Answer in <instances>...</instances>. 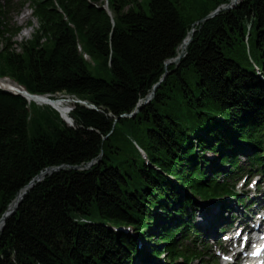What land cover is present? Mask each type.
Returning <instances> with one entry per match:
<instances>
[{
    "label": "trees",
    "instance_id": "16d2710c",
    "mask_svg": "<svg viewBox=\"0 0 264 264\" xmlns=\"http://www.w3.org/2000/svg\"><path fill=\"white\" fill-rule=\"evenodd\" d=\"M230 2L108 0V11L101 0H30L39 26L18 51L12 1L0 0V80L96 106L73 103L69 124L0 87V219L35 176L63 166L5 220L0 264H135L144 238L149 256L206 260L196 197L242 203L231 179L264 175V0L194 25ZM192 29L185 56L166 66Z\"/></svg>",
    "mask_w": 264,
    "mask_h": 264
},
{
    "label": "rangeland",
    "instance_id": "374dc122",
    "mask_svg": "<svg viewBox=\"0 0 264 264\" xmlns=\"http://www.w3.org/2000/svg\"><path fill=\"white\" fill-rule=\"evenodd\" d=\"M2 1H5V0H2ZM9 1H12V4L9 7L10 13L8 14V19L12 25H15L18 27V30L14 34L12 40L16 41L18 43L15 46L17 47L18 51H21L22 48L20 46V43H22L26 40H29L33 37V34H34L35 30L38 28L39 23H38V20L33 16V9L31 8L30 0H9ZM104 1L106 2L105 6H108V0H101V2H104ZM230 3H232V0ZM230 3L224 4L222 6H227ZM146 6L147 5L145 4V7ZM24 12L26 13L25 14L26 16L24 18H22V16L24 15ZM27 27H31L32 31L30 32V34H28L26 36H22L21 31ZM178 52H179V50H178ZM90 69L95 75L105 76L107 78H110V73L108 70H105V69L98 70L95 68L93 63L90 64ZM56 98L62 99L63 101H65L66 105L69 108L72 107L73 103H75V101L77 100L76 97L67 95L65 93H58ZM40 105H44V104H40ZM233 153H237V150H234ZM207 156L210 158H214L213 154L210 152H207ZM240 161L245 162L243 155H241ZM200 162L202 163V158L200 159ZM202 165L204 166L205 164L202 163ZM229 167H230V165L226 164L222 167V169L224 171H227V170H229ZM205 169H206V171L209 172L211 169V166L206 165ZM239 177H240V179L237 182L236 189L239 191V193L242 196H244V200L242 201V203L238 202L237 200H235L233 197H230V196L227 198H224V199L214 198V199H210V200H206V201H203L201 198L196 197V202H197L198 206H195V214L193 215L192 220H193L194 224L196 225V227L198 228V230H199L198 233L201 236H199V237L195 236V237H197L195 239L198 240L199 243H207L208 249L205 251L207 254L204 255V260L205 259L206 260L204 262H201L199 260L193 261V262H185V261L179 260L175 263H171V262H169V260L167 258H165V254H164V255L158 256V257H160L159 260L162 263H165V264H223L224 263L223 248L226 249V246L229 243V241L225 239L221 230L219 233H216L214 235H210L211 233L208 234V232H206V229L202 225H200L197 220H200V221H202V223H204L203 220H207L209 217H211L212 211L213 212L218 211V209H219L218 206L216 208H214L216 205H219L217 203H220L221 213H220V215L217 216V219L214 221V223L217 222L221 216H224L229 210L231 211L232 215L235 216L237 213L236 211H234L235 207H238V206H239V208L248 207L250 205L249 201L252 198L251 196L254 193H256L257 191H263L262 189H264V175H262V174L259 175V172H257V174H255V175L254 174L253 175L245 174L244 172L239 173L238 177L231 179L232 182H235V180ZM256 183H258L257 186H255ZM261 198L264 199V194L261 196ZM237 202L239 203L238 205L236 204ZM229 203H232V206H228V205H230ZM263 206H264V204H263ZM222 209H223V211H222ZM205 210L207 211V213H205ZM210 212H211V214H210ZM236 218L237 217L235 216V218H233V220H232V222H234V224L232 226H234V227L236 226V224H241L238 221V219H236ZM162 221L163 220H158L155 223L154 227L152 228L153 233L160 231L161 228L159 226L161 223H163ZM230 221H231V219H229V222ZM227 222H228V220H227ZM232 232H235V229ZM193 236H194V234H193ZM153 243H154L153 239L152 240H149L148 238L140 239V247L145 252V258H146L145 260L146 261L141 260V259L136 260L135 264H156L152 260L151 256H149V253H148L151 250L150 246ZM233 244L234 243H231V246H233ZM229 246H230V244H229ZM208 260H209V262H207Z\"/></svg>",
    "mask_w": 264,
    "mask_h": 264
},
{
    "label": "bare ground",
    "instance_id": "6f19581e",
    "mask_svg": "<svg viewBox=\"0 0 264 264\" xmlns=\"http://www.w3.org/2000/svg\"><path fill=\"white\" fill-rule=\"evenodd\" d=\"M25 14L26 13L24 12V15L22 16V18H24L26 16ZM31 31H32V28L27 27L21 31V35L26 36V35L30 34ZM190 32L188 33V36L185 38L183 43L180 45V47L178 49L179 50L178 54L182 53L183 51H186V48L190 42V37H191ZM85 57L89 59V56L87 54H85ZM5 82H7V81H5ZM8 83L10 85H13L16 87L15 84H13L11 82H8ZM28 100L30 102H32V101L39 102V104L47 103V102H45L44 99H42V98L39 99L38 97H35V96H28ZM55 106L61 111L63 116H65V117L69 116V111H68L69 107L66 105L65 101L57 98V102H55ZM257 185H258V183L255 184V186H257ZM25 190L26 189H23L20 191L19 198L23 195ZM262 190L263 191H257L256 193H254L251 196L252 198L249 201L250 205L248 207H244V208H239V206L235 207L234 211L237 212L235 216L237 217L236 219H238V221L241 223L240 224L241 227L247 228V224H246L247 220H250L251 222H253L258 227H260L261 223L264 221V212H261V210L264 207L263 206L264 199L261 198V196L264 194V189H262ZM16 202H17V200H15L11 204L10 209H12L15 206ZM217 204H219V205H216L214 208H216L218 206L219 207L218 211H214V212L212 211L211 217H209L207 220H203L204 223H202V221H200V220H197L198 223L206 229V232H208V234L211 233L210 235H214L216 233H219L222 226L227 223V220L229 221V219L232 220L233 218H235V216H233L231 211L229 210L224 216H221L218 219V221L214 223V221L217 219V216L220 215V213H221L220 203H217ZM229 204L230 205H228V206H232V203H229ZM236 204L238 205L239 203L237 202ZM222 211H223V209H222ZM205 213H207L206 210H205ZM210 214H211V212H210ZM3 223H4V220L3 219L0 220V231L2 230ZM231 239H234V236H231ZM229 244H230V242L226 246L227 250H230ZM151 258L156 264H165L159 260L160 257H158V256H154V257L151 256Z\"/></svg>",
    "mask_w": 264,
    "mask_h": 264
},
{
    "label": "water",
    "instance_id": "95a60500",
    "mask_svg": "<svg viewBox=\"0 0 264 264\" xmlns=\"http://www.w3.org/2000/svg\"><path fill=\"white\" fill-rule=\"evenodd\" d=\"M238 1H239V0H232V3L228 4L227 6H222V7L217 8L215 11L211 12V13L208 14L206 17L200 19L199 21H196V22L194 23V25H195V24H199V23H201V22H204L205 20H207V19L213 17L214 15H216L217 13L220 12L221 8H224V9H226V8H232L233 6L236 5V3H237ZM103 7L106 8V9L109 11L108 6H105V5H104ZM190 33H191V36H192L193 33H194V29H192ZM190 41H191V37H190ZM185 54H186V51H183L182 53L178 54L174 59H170V60H168V61L166 62V66H168L170 63L179 64L181 58L184 57ZM166 74H167V72H166V73L164 74V76L161 78V81L164 79V77H165ZM5 81H7V82H5ZM8 82H11L9 78H6L5 80H0V87L4 88V89H6V90L12 91V92H14V93H17V94H21V95L25 96L27 99H28V96H35V97H38L39 99H41V98L44 99L45 102H47V103H45V104H49V105H51L53 108H55L57 111L60 112V115L62 116V118H63L65 121H67L69 124H73V119L70 117V115L67 116V117L63 116V114L61 113V111L55 106V102H57V98H52V97H50L48 94H35V93H31L30 91H28V89H26L25 87H23V86H21V85H19V84L13 83V84L16 85V87H15V86H13V85H10ZM11 83H12V82H11ZM159 85H160V82H158V83H156V84L154 85L152 91H151V92L145 97L144 102H149V101L154 97L155 92H156V90H157V88H158ZM44 100H43V101H44ZM142 101H143V100H141V102H142ZM75 102H80V103H83V104L87 105L88 107L96 108V106H95L94 104L88 103L87 101H83V100H79V99H78V100H76ZM141 102H140V103H141ZM36 103L39 104V102H36ZM139 105H140V104H139ZM71 109H72V107H71V108H68L69 113H70ZM137 111H138V110H135L134 113H132V114H130V115H134ZM94 162H95V161L90 162V163H89V166H91ZM62 167H63V166H59V167H49V168H47L45 171H42V172L39 173L37 176H35V177L30 181V183L25 187V189L27 190V189L32 188L33 185L36 183V181H40V180H41L46 174L51 173L53 170H57V169H60V168H62ZM26 190L24 191L23 195H22L20 198H19L20 192L17 194V197L15 198V200H17L15 206H14L12 209H10L11 204L15 201V200H14V201L9 205L8 209H7L6 212L3 214V216H2V218H1L0 220L3 219V220H4V223H5V220H6L11 214H13L14 212L17 211V208H18L19 204L21 203V200H22L24 194L26 193ZM4 223H3V226H4ZM2 229H3V227H2Z\"/></svg>",
    "mask_w": 264,
    "mask_h": 264
}]
</instances>
